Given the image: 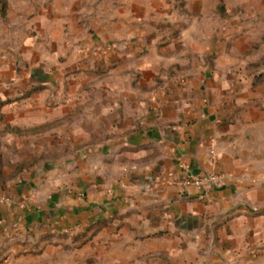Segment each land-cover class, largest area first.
Here are the masks:
<instances>
[{
	"label": "crops",
	"instance_id": "crops-1",
	"mask_svg": "<svg viewBox=\"0 0 264 264\" xmlns=\"http://www.w3.org/2000/svg\"><path fill=\"white\" fill-rule=\"evenodd\" d=\"M156 56L155 64L123 58L116 68L107 55L64 61L56 70L41 60L12 74L11 94L21 79L31 90L43 86L32 97L51 94L55 106L41 110L54 120L71 114L72 122L55 129L73 134L57 141L71 150L48 159L53 166L0 190V235L16 222L70 227L116 220L153 264H264V100L241 88L239 77L195 62L186 83L162 75L155 87L152 71L173 62ZM69 69L87 74L94 87H55V75ZM180 161L194 174L222 175L210 196L169 183L182 175Z\"/></svg>",
	"mask_w": 264,
	"mask_h": 264
},
{
	"label": "rangeland",
	"instance_id": "rangeland-1",
	"mask_svg": "<svg viewBox=\"0 0 264 264\" xmlns=\"http://www.w3.org/2000/svg\"><path fill=\"white\" fill-rule=\"evenodd\" d=\"M156 53L173 62L152 71L155 87L162 75L186 83L195 62L209 73L239 77L241 88L255 89L261 102L264 0H0V190L30 170L53 166L48 159L71 150L57 141L73 134L55 129L72 122L71 114L54 120L41 110L55 106L51 94L32 97L43 86L31 90L21 79V89L11 94L14 72L21 76L41 60L56 70L64 61L102 55L113 68L123 58L154 63ZM77 73L54 74V86L66 92L94 87L87 74ZM139 241L116 220L70 227L16 222L0 235V264H153Z\"/></svg>",
	"mask_w": 264,
	"mask_h": 264
},
{
	"label": "built area",
	"instance_id": "built-area-1",
	"mask_svg": "<svg viewBox=\"0 0 264 264\" xmlns=\"http://www.w3.org/2000/svg\"><path fill=\"white\" fill-rule=\"evenodd\" d=\"M212 153H214V150H212ZM180 167L183 170L182 175L169 179V183L179 186L183 190L195 188L202 196H210L209 194L219 185L222 178V175L216 171L206 172L199 175L194 174L191 172L189 165L184 161H180Z\"/></svg>",
	"mask_w": 264,
	"mask_h": 264
}]
</instances>
